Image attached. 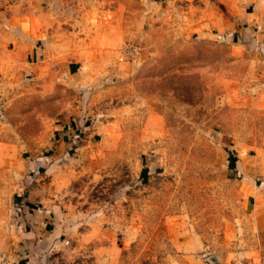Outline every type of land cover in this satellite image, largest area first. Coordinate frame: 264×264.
Wrapping results in <instances>:
<instances>
[{
  "label": "rangeland",
  "instance_id": "obj_1",
  "mask_svg": "<svg viewBox=\"0 0 264 264\" xmlns=\"http://www.w3.org/2000/svg\"><path fill=\"white\" fill-rule=\"evenodd\" d=\"M262 146L264 0H0V251L245 264Z\"/></svg>",
  "mask_w": 264,
  "mask_h": 264
},
{
  "label": "crops",
  "instance_id": "obj_2",
  "mask_svg": "<svg viewBox=\"0 0 264 264\" xmlns=\"http://www.w3.org/2000/svg\"><path fill=\"white\" fill-rule=\"evenodd\" d=\"M260 149L252 159H249L246 152L239 155L240 159L235 166L241 181L245 183L241 188L242 196L249 203L244 224L249 235L245 240L247 245L254 247L253 252H234L237 261L248 256L245 264H256L264 259V146ZM38 228L34 226L32 233L24 234L19 243L15 244L17 247L14 250L2 249L4 251H0V264H48L43 256L48 254L46 252L51 247L54 248L57 243L59 247L61 243L59 239H55L53 231L46 235L44 224L42 228ZM34 230H42L44 234L40 232L37 235Z\"/></svg>",
  "mask_w": 264,
  "mask_h": 264
},
{
  "label": "built area",
  "instance_id": "obj_3",
  "mask_svg": "<svg viewBox=\"0 0 264 264\" xmlns=\"http://www.w3.org/2000/svg\"><path fill=\"white\" fill-rule=\"evenodd\" d=\"M258 264H264V259L260 260Z\"/></svg>",
  "mask_w": 264,
  "mask_h": 264
}]
</instances>
